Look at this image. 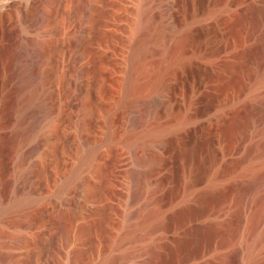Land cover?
<instances>
[{
    "label": "rangeland",
    "instance_id": "rangeland-1",
    "mask_svg": "<svg viewBox=\"0 0 264 264\" xmlns=\"http://www.w3.org/2000/svg\"><path fill=\"white\" fill-rule=\"evenodd\" d=\"M168 1L0 0V264H180L197 250L208 264H246L264 211L253 174L264 167V79L260 98L246 94L255 111L235 136L227 88L212 100L195 88L216 64L226 0H175L163 14ZM145 9L180 40L164 68L161 44L173 38L160 42L153 24L142 31ZM257 45L245 59L264 69ZM33 47L52 55L54 114L21 142L39 108L23 100ZM142 109L145 122H134ZM153 127L166 128L155 144L131 139Z\"/></svg>",
    "mask_w": 264,
    "mask_h": 264
},
{
    "label": "bare ground",
    "instance_id": "bare-ground-1",
    "mask_svg": "<svg viewBox=\"0 0 264 264\" xmlns=\"http://www.w3.org/2000/svg\"><path fill=\"white\" fill-rule=\"evenodd\" d=\"M174 5H175V0H169L166 3L162 13L163 14L172 13ZM216 11L217 10H215L214 12ZM225 12H227L228 15L225 16L229 18V25L226 29V32H224L222 35L223 36L222 42L217 45L215 43V46L212 49V59L216 61L214 62L216 64L212 62L211 64H214L213 65L214 67L204 68V70L202 71L200 70L202 73L204 72L203 73L204 76L203 78L200 77L201 79L196 84L195 83L194 84L197 91H200L202 94L205 95L204 98L208 97L211 100L214 97H216V92H215L217 91L216 89L219 88L222 89L225 87L227 88L229 93V104L233 110L231 117V127L234 130L235 136H240L242 132L245 133L243 131L246 123L244 119L246 117H250L251 115H253V112L255 111V106L248 104L247 100H245L246 94L248 93L247 95L251 96L254 99H258L263 95V93L259 91V84H261V81L264 79V69H262V67L259 69V67L255 65L254 60L248 61L249 59L248 58H247L248 60L245 59L246 58L245 56L251 53V51L256 47V45L257 44L259 45L264 40V33L259 34L261 28L262 27L264 28V24L262 23L261 20V17L264 16V0H226ZM148 16H150L149 10L145 9L143 15V21L141 25L143 32L144 31L146 32L148 30L150 31L151 30L150 28H152V24L154 25V21L148 19ZM156 24L157 25L154 26L155 27L157 26L158 29L157 31H159V36L158 35L157 36L161 40L160 42L165 44V41L167 39L173 38L172 39L173 43L170 47H165L164 45L161 44L162 56L159 60V64L161 65L160 67L163 66L162 68H164V66L170 64V62H173L174 60L176 61L180 58L181 56V52L179 50L180 40L179 38H177V36L176 38H174L175 37L173 36L174 34L172 35L173 36L172 37L171 35L164 33L165 28L163 22H158ZM228 36L231 37L232 40L228 41L230 39V38L229 39L226 38ZM248 38L249 40L252 41V43L249 41L250 46H248L247 48L240 49L239 47L240 42H242L243 39L246 41V39L248 40ZM33 48H29L27 52L29 53V55L31 54L30 55L31 57L33 55V61L32 63H29L24 69V73H25L24 83L26 81V84L24 85L25 94L23 100L27 103L39 102V108L35 109V115H34L35 122H33V124L30 123L29 126L23 127L21 129L19 128L20 134H22V136L20 137L21 142H25L33 138L37 133L36 131L50 127V125L52 124V119L54 114L53 103H52L53 88L51 84L52 71H53L52 55L50 56L51 52L49 53L48 50H46L45 52L43 51V53H41L42 51L40 53L37 52L36 50H39L40 46L38 47V49L36 48V50L35 48L34 49ZM35 54H37L39 58L37 61L34 60ZM26 55L28 56V54ZM138 56L139 55L137 54V57ZM248 57H250V55ZM3 60H4V43H3V38L2 39L0 38V76H1V81L4 84ZM145 116H146L145 109H142V111H140L137 115L133 117V121L143 123L145 122ZM22 117L23 114L19 113V120H20L19 122L23 120ZM20 124L21 123H19V125ZM164 130H166V128L163 127L144 128L142 132L131 137V139L134 140L136 139L137 141L140 139L141 141L145 140L146 142L150 141V142H154L153 144H155L156 142L155 139H157L156 137L158 135H161L160 133L163 132ZM257 145H258V149H260L261 152H264V140L261 143L259 142ZM25 153L26 152L23 153L24 156ZM94 153H95V148L90 147L87 149L81 161L82 167L89 164ZM23 155L22 157H24ZM26 157L22 159H25ZM262 166H264V162ZM25 173L24 172L21 173L20 177H23L24 179L25 176L29 175V173L27 175V171H25ZM253 174L255 181L257 183L261 184L264 182V167L260 169L254 168ZM76 175H77V171H76ZM70 180H74V179H70ZM24 200L27 201L28 199H22L20 201L14 202L12 206H16L19 203H22V201ZM14 201H15V197H14ZM252 229H253L251 235L252 238L251 240L249 239L250 242L247 249L248 253L246 257L247 259L246 264H264V261L261 259L262 256L260 257V253L261 252L264 253V211L256 215ZM64 240H65L64 242H66V239ZM263 253H261V255ZM204 256L205 255L203 254L202 251L197 250L182 257L180 259V264H208V259L205 260Z\"/></svg>",
    "mask_w": 264,
    "mask_h": 264
}]
</instances>
